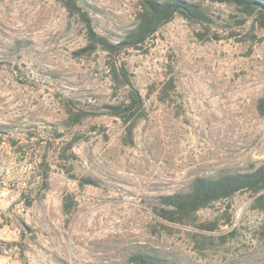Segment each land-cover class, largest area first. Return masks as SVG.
<instances>
[{"label": "rangeland", "instance_id": "obj_1", "mask_svg": "<svg viewBox=\"0 0 264 264\" xmlns=\"http://www.w3.org/2000/svg\"><path fill=\"white\" fill-rule=\"evenodd\" d=\"M138 1L79 0L115 41ZM209 11V31L179 16L125 54L147 110L128 144L122 121L102 114L119 98L105 53L75 58L80 18L59 0H0V264H124L142 249L184 264H264V193L255 207L241 193L201 211L214 231L167 228L152 211L196 177L264 162V31L239 28L228 6ZM169 79L166 105L151 92ZM67 101L89 114L81 125L64 122Z\"/></svg>", "mask_w": 264, "mask_h": 264}, {"label": "trees", "instance_id": "obj_2", "mask_svg": "<svg viewBox=\"0 0 264 264\" xmlns=\"http://www.w3.org/2000/svg\"><path fill=\"white\" fill-rule=\"evenodd\" d=\"M59 1L71 14L77 15L84 24L86 44L75 52V58H85L96 52L105 53L110 81L119 98L113 103H105L102 114L122 121L128 144L133 143L137 125L146 118L147 110L145 97L132 80V74L124 59L125 54L142 49L165 25L179 16L209 31L214 23L210 16L209 5L214 4L228 6L232 12H235L236 15L231 17L240 18L237 22L239 28L249 24L253 30L264 31V0H139L132 27L115 41L96 30L93 18L89 11L82 7L79 0ZM231 36H235V33L231 32L229 37ZM152 88L151 93L156 94L161 103L168 105L171 91L175 89L174 80H166L160 84V87ZM257 110L264 115V96L258 99ZM64 113V122L72 127L81 125L89 116L81 107L70 101L65 103ZM92 115H98V113ZM75 142L71 141L68 144L70 150ZM80 183L98 185L97 180L91 177L81 178ZM241 193H250L254 198L253 207L262 199L264 162L249 171H229L215 176L196 177L186 189L162 195L160 205L154 207L152 211L156 221L167 228L169 224H172L214 231L218 225L214 222H200L199 213L218 203L227 204V208H230L229 202ZM63 207L65 212H71L73 201L69 196L65 197ZM231 223V217H227L224 224ZM261 229L264 236V223L261 224ZM124 264L184 263L179 259L142 249L131 254Z\"/></svg>", "mask_w": 264, "mask_h": 264}]
</instances>
